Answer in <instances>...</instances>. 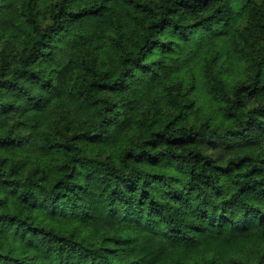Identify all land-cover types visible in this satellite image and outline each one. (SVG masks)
<instances>
[{
  "label": "trees",
  "instance_id": "obj_1",
  "mask_svg": "<svg viewBox=\"0 0 264 264\" xmlns=\"http://www.w3.org/2000/svg\"><path fill=\"white\" fill-rule=\"evenodd\" d=\"M0 264H264V0H0Z\"/></svg>",
  "mask_w": 264,
  "mask_h": 264
}]
</instances>
